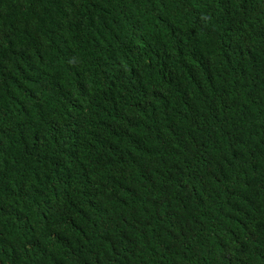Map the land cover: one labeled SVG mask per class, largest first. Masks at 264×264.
<instances>
[{
    "label": "trees",
    "instance_id": "16d2710c",
    "mask_svg": "<svg viewBox=\"0 0 264 264\" xmlns=\"http://www.w3.org/2000/svg\"><path fill=\"white\" fill-rule=\"evenodd\" d=\"M0 264H264V0H0Z\"/></svg>",
    "mask_w": 264,
    "mask_h": 264
}]
</instances>
